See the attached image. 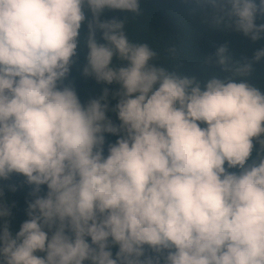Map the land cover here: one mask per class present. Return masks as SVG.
<instances>
[{"label":"clouds","instance_id":"1","mask_svg":"<svg viewBox=\"0 0 264 264\" xmlns=\"http://www.w3.org/2000/svg\"><path fill=\"white\" fill-rule=\"evenodd\" d=\"M196 3L264 39V0ZM106 9L140 0H0V181L30 188L13 236L2 198L19 186H0V264H264V92L248 82L264 48L241 62L221 45L198 78ZM81 47L103 85L84 100Z\"/></svg>","mask_w":264,"mask_h":264},{"label":"trees","instance_id":"2","mask_svg":"<svg viewBox=\"0 0 264 264\" xmlns=\"http://www.w3.org/2000/svg\"><path fill=\"white\" fill-rule=\"evenodd\" d=\"M258 3V0H257ZM90 18V13H86ZM220 15L210 6L200 5L196 0H140L139 15L119 10H105L101 15L102 20H126L125 30L130 40L147 42L159 52L157 63L164 66L183 64L186 74L203 77V69L197 68L198 62H203L212 57V63L207 65L210 70L220 72L215 66L214 53L216 49L226 44L232 53V59L243 61L251 60L255 51L264 48V39L253 42L249 37L235 31L231 21L227 25L215 26L212 16ZM257 25L264 23V17L258 16ZM81 37L86 35V27H81ZM99 36V33L97 34ZM175 48V58L169 56L167 49ZM86 48L78 49L79 59L74 67L70 79L75 82L81 99L90 94H97L103 85H97L91 79H84L80 75L79 67L85 63ZM115 62V61H114ZM248 82L264 92V59L253 65V71L248 77ZM115 139V138H109ZM23 177L14 175L9 181H0V186L15 184L19 187L15 192L5 189L2 201L11 207L12 216L9 219V230L13 236L19 231L21 224L28 219L26 215V201L30 199V188L23 185ZM46 190L42 186V193ZM2 223V221H0ZM43 256L44 253H35Z\"/></svg>","mask_w":264,"mask_h":264}]
</instances>
